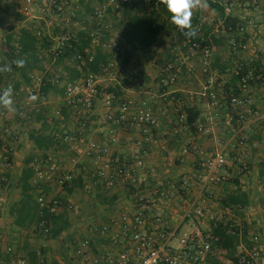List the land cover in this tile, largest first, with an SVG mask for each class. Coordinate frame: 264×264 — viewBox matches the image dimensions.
I'll return each mask as SVG.
<instances>
[{
    "label": "crops",
    "instance_id": "0c3cea01",
    "mask_svg": "<svg viewBox=\"0 0 264 264\" xmlns=\"http://www.w3.org/2000/svg\"><path fill=\"white\" fill-rule=\"evenodd\" d=\"M58 1H61L60 4L64 10L53 7L50 0H0V42L8 33L12 31L18 33L23 27L32 29L41 39L42 37L51 38L65 28L78 30L87 25L90 26L93 20L84 22V19L88 17L87 9L98 8L105 0H79V4H76L75 0H67V5L63 4V0ZM220 1H224L227 6V13L241 18L245 26L244 30L229 35L224 29L217 33L214 25H204L198 31L201 40L197 42L203 41L204 36L210 38L218 34H223V41L220 45L200 47L187 62L191 70L184 68L176 82H169L168 75L164 73L163 68L168 62H176L187 52L185 48H181V36L175 30V24L171 22L170 14L160 0L155 4L153 17L155 22L163 25L158 43L145 52L123 55L113 61L116 65H128L135 70L145 71L141 84H123L121 98L131 101L129 113L131 118H135L142 109H152L159 116L160 125L157 128L147 130L145 124L138 125L129 122L115 124L107 121L108 107L102 96L96 98V108L92 115L80 117L70 108H64L65 119L62 121L55 115V111L64 106V89L61 86H55L45 99L36 96L37 100L31 101L29 100L30 95L18 92V82L21 88H29L33 84V79L29 82L22 80L19 76L13 81H6L7 86L9 84L13 86V100L17 111L9 112L1 108L0 135L2 129L12 123L14 124L13 130L19 136L21 135V139L12 144L9 141L5 143L0 138V178L6 182L3 183L6 186V192L1 196L3 202L8 200L6 203L8 207L2 216L0 215V226L3 231L5 230L4 232L12 230L19 239L25 240L23 248L15 254L16 258H24L28 264L44 262L84 264L82 259L76 256L75 250L86 239L90 240L91 254L96 256L105 255L116 259L121 252L129 248L121 236L119 224L115 225L114 222H119L123 213H131L135 210L138 200L135 195L138 193H129L121 182L105 190L101 181L95 176L103 160L86 154L87 143L95 140L101 144H109L114 157L135 162L132 174L143 184L141 191L145 194H150L158 188L167 189L165 183L167 180L174 181L172 176L178 181L183 176L202 174L212 155L217 150H223L227 155L226 169L233 176L228 182L210 184L207 187L196 182L189 190L176 192L173 202L161 199L160 206L166 209L170 220L168 228L176 230L177 234L180 231L187 233L192 221L188 220L184 224H178V221L174 219L175 214H182L183 210L194 201L208 208L211 215L232 220L241 228L244 225L241 223L246 221L250 230L247 236L248 243L252 244L251 239L257 234L261 236L262 241L256 249L254 243V247L250 249L248 243L242 241L238 252L248 256L253 254L258 263L264 264V223L254 224L256 218L250 216L254 210L264 211V0ZM78 8L82 10L76 17ZM81 18L83 21L79 22ZM202 19H212L215 25L221 24L217 11L208 2L206 8L194 11L193 25L196 27ZM236 36H240L241 41L238 48L235 43ZM206 47L212 49V56L209 66L205 69L202 62ZM180 48L181 51H179ZM39 51L40 57L43 58L42 68H35L31 76L44 80L47 75L52 77L58 73L66 75L63 65L58 64L57 60L48 55V46H40ZM1 57L3 60L6 58L4 55ZM0 62L3 61L0 60ZM65 64L75 66L72 59ZM241 65L252 66L254 71L258 70L260 76L248 84L246 90L242 87V96L247 97L252 103V114L247 116L244 122L238 120L236 123H231L228 120L230 113L228 108H220L211 104V100L202 93L207 86H210L209 90H214L221 95L230 93L233 88L235 70ZM34 83L39 84L36 81ZM101 83L105 87L122 84L116 75L111 74L104 75ZM4 86L6 87V84ZM23 105L26 106L29 114L33 113L34 117H36V108H40L41 119H34L32 125H27L29 123L19 114V108ZM185 106L193 108V112L198 113L195 125L210 127L211 134L199 132L186 122L179 120L177 109L182 108L183 110ZM112 111L116 113L117 107H113ZM25 125L28 127L26 128ZM40 129H44L45 134L54 133L58 137L72 134L77 138L73 142L60 141L54 149L49 151L53 153L63 173L69 172L73 176L82 175L84 189L80 193L59 190L56 182L57 176L53 181L38 182L36 175L33 178L35 183L43 184L39 190H43L44 194L64 195L65 199L72 203L68 210L71 226L64 232L67 233L66 237H63L64 233L58 239H50L42 235L47 240L50 239V242L56 240L64 245L74 244L76 259L69 262L66 261V256H57L58 262L49 258L50 256L45 253L46 248L35 245L38 238H32L33 233H39V231H35V228L19 227L14 223L15 218L10 215L12 205L21 198V189L18 184L28 160L32 157L37 159L44 156V153L36 148L35 143L29 137L32 131ZM113 137L117 138L116 142L111 141ZM242 140H244L243 143H241ZM184 147H187L189 152L185 156V161L181 163L179 152ZM6 153L12 157L10 164L5 162L8 157ZM240 155L248 163L247 173L239 169L237 158ZM74 156L78 157L76 165L71 162ZM138 160L144 161L145 170L139 168ZM173 163L176 165L174 168L176 174L164 176L162 180L161 174H158L162 168L160 166ZM4 164L11 166L7 168ZM233 178L239 179V186L248 194L250 201L239 211L225 208L221 203V199L236 188L235 183L232 182ZM15 181L17 187L14 186ZM167 190L172 191L170 187ZM175 190L173 189L174 192ZM211 223L210 216L206 214L200 219L199 225L204 230H208ZM257 223L260 221L258 220ZM73 224H77L75 228ZM105 226H108L107 230H104ZM148 228L153 229L151 225ZM7 244L3 237V240H0V255L4 258H7ZM205 264L233 263L227 259L225 251L212 248Z\"/></svg>",
    "mask_w": 264,
    "mask_h": 264
},
{
    "label": "built area",
    "instance_id": "2783aa9c",
    "mask_svg": "<svg viewBox=\"0 0 264 264\" xmlns=\"http://www.w3.org/2000/svg\"><path fill=\"white\" fill-rule=\"evenodd\" d=\"M144 2H150V0H144ZM76 4H79V0H75ZM50 4L55 6V0H50ZM63 4L67 5V0H63ZM118 0H107L98 8H95L88 17L89 20H93L92 24V46H102L103 50L119 52L122 49L121 41L123 39L122 34L119 30L112 27V23L109 24L105 21L106 11L109 7H114V10L119 8ZM60 10H64V7L58 5ZM117 12V11H116ZM120 16L122 13L117 12ZM85 20V19H84ZM214 25L217 33L222 31L220 25H215L212 19H202L196 27L199 31L204 25ZM103 28L109 30L111 33L110 38L102 41ZM176 30L181 33L179 28L176 26ZM238 30L243 31L244 28ZM182 34V33H181ZM76 35L70 31H62L57 35L50 38V51L53 59H57L59 56L64 54L66 46L69 44L72 38ZM182 45L181 48H185L187 54L182 55L176 62H168L163 71L168 75L169 82L174 83L177 81L179 75L182 73L184 68L188 71L191 69L187 66V62L190 57L194 56L199 47V42L193 38L188 39L182 34ZM128 49L130 45H126ZM181 48L179 51H181ZM88 61L86 57L78 53L72 59L74 65L82 68L87 65V62L93 60V55L90 53V49H86ZM212 56V49L209 47L204 48L203 53V65L206 69L210 64V58ZM111 67L116 68L115 70L122 77H132L135 81H141V76L145 71L136 72L135 69L127 66H119L111 64L110 67L105 68V74H111ZM236 73H238L236 71ZM117 75V74H116ZM251 74H247L242 78L243 89H247V81ZM104 75L96 73H87L82 78L76 81H69L64 79L62 73H58L51 82L57 86H61L64 89L63 102L64 105L70 108L76 115L85 117L92 115L96 108V98L101 97L104 100L105 105L108 107L107 121H111L115 124L132 123V124H145L147 130L157 128L160 125L159 116L150 108L142 109L138 112L135 118H131L130 107L131 101H120L118 96L112 92L104 91L102 88V81ZM119 78V77H118ZM33 84L29 88H22L28 95H35L45 99V95L40 93V85L42 78L32 76ZM39 84H35L34 82ZM210 86H207L202 95L208 97L211 100V104L220 108L230 105L233 109L238 110L240 121L244 122L246 117L251 115L253 112L251 101L245 96H233L230 93L219 94L214 90H209ZM230 98V99H229ZM113 107H117L116 113L112 111ZM182 108L177 109L178 118L181 122L187 120V114L181 111ZM40 108H36L35 112L39 113ZM20 115L24 119H32L27 111L26 106H20ZM55 115L58 119L64 120L65 115L61 108L55 111ZM228 120L233 121V115L228 114ZM9 131V128H6ZM198 131L207 135L212 133V130L208 126L198 125ZM15 138H19V135L14 130H11ZM60 141L73 142L77 140L75 135H65L57 137ZM111 141L116 142L117 138H111ZM244 140L241 141L243 143ZM189 152L187 147H184L179 152V160L181 163L185 161V156ZM45 155L35 159V175L40 181H53L57 176V184L59 190H63L65 182L70 181L73 178V174L69 172H62L59 164L55 161L54 155L51 151H46ZM86 154L89 156H95L96 159L103 160L101 166L95 172V176L102 183V186L107 190L115 183H123L128 188L137 187L140 183L139 179L136 178L132 171L133 163L127 160L114 157L112 149L109 144H101L98 141L90 140L87 143ZM6 160V159H5ZM241 170L248 169V163L243 156L237 158ZM73 165L78 163V157L74 156L71 159ZM138 166L142 170L145 167L143 160H138ZM227 155L223 150H217L207 163V167L202 174L194 176H183L178 181L167 180L165 185L166 188L155 189L150 194H145L143 191H138L139 197L135 205V210L131 213L125 212L120 216L119 222L115 221V225L119 224L121 230V236L129 248L121 252L116 259L110 258L105 255H92L90 240H83L75 250L76 256L82 259L84 264H205L207 256L212 250V233L211 230H204L199 224L200 219L208 214L211 221H219V217L211 215L208 208L198 203V201L191 202L189 207L183 210V213H176L175 220L178 224H184L188 220H191L190 228L187 233L178 237L177 243L173 242V239L177 236L176 230L168 228L170 220L167 217L166 209L160 206L161 199H165L167 202H173V197L176 192L182 190H189L197 182L200 185L208 186L210 184H219L228 182L233 176L232 173L227 171ZM169 186V187H168ZM173 189H176L175 192ZM171 194V195H170ZM56 194L39 195L37 200L41 208H47L51 213L57 214L62 208L63 202L57 199ZM152 226L153 229H149L148 226ZM108 226H105L104 230H107ZM1 238V235H0ZM261 236L259 234L252 237L251 241L255 245V249L261 244ZM7 258L0 255V264H28V261L24 258H16L13 247L9 246L6 250ZM261 264L257 262L256 257L250 255V260H247L245 256L240 258V264ZM49 264V263H42Z\"/></svg>",
    "mask_w": 264,
    "mask_h": 264
},
{
    "label": "trees",
    "instance_id": "16d2710c",
    "mask_svg": "<svg viewBox=\"0 0 264 264\" xmlns=\"http://www.w3.org/2000/svg\"><path fill=\"white\" fill-rule=\"evenodd\" d=\"M106 1L107 0H105L104 2ZM55 2L56 4L53 7L58 9V5H60L61 1L59 2L58 0H55ZM157 2L158 0H150V2H144V0H118L120 6L117 10H114V7L107 8L105 16L106 23L109 24L111 22L112 27L119 30L123 36V39L121 41L122 49L119 52L103 50L102 46L93 47L91 36L93 27L92 25H87L88 27L86 26L78 30H72L69 28L61 30V32L70 31L76 35L66 46L64 54L56 59L57 63L62 64L66 71L64 79H67L69 81H76L82 78L87 73L109 75L105 74V68L110 67L113 61H116V58H119L123 55H130L134 52H145L148 49L154 47L158 43L159 37L163 30V25L155 22L153 18L155 14L154 8ZM207 2L213 9L217 11L218 16L221 19L220 26L222 30L224 29L225 33L233 35L240 31L238 30L239 28L245 27L239 16L226 12L227 6L225 5L224 1L219 2V0H207ZM87 10L89 11L87 12L89 17L94 9L90 10L89 8ZM116 11H120L122 14L119 16ZM80 13L81 11L79 9L76 12V17ZM88 17L85 18L84 22L92 21L89 20ZM174 28L176 30V25H174ZM102 33V41L110 38L111 36L110 31L106 30L105 28H103ZM178 34L181 36L182 41V34L180 32H178ZM243 35H245V33ZM223 37V34L212 35L210 36V38H208V36H204L203 41L199 42L200 47L211 46L212 44L220 45L223 41ZM193 39L195 41L201 40V38L198 36V33L195 37H193ZM235 39V43L238 48L241 43L240 36H236ZM49 41V37H42L41 39L38 38L37 34L34 33L30 28L23 27L20 28L18 33L12 31L7 34L5 39L0 42V60L3 61L0 62V65L4 63L11 64L12 71L7 73H0V92H2L7 87V80L13 81L15 79H18L19 76L22 80L31 82L32 71L35 68H42L41 62H43V58L40 57L39 47L43 45H45V47L48 46V55L52 57L50 51L51 44ZM125 44L130 45L131 48L128 49L127 47H125ZM86 49H90V53L93 55V60L87 62L86 66L79 68V66L77 65L71 67L65 64L67 61L74 59V57L78 55V53L83 54L86 57L85 59L88 61L89 56H87ZM3 55L6 57L4 60L1 57ZM17 58L26 59L27 62L25 67L17 68L15 64L11 63ZM114 64L116 63L114 62ZM119 66L130 67L123 64ZM115 69L116 68L111 67L112 75L117 74L116 76L119 77L122 84L107 87L102 85V88L104 91L116 94L120 101H126L121 98V90L123 84H141L144 80L145 74H142L141 81L137 82L132 77H122ZM135 71L140 72L138 70ZM236 71L238 73H236ZM247 74H251L250 78H248L247 85L254 82L260 76L258 70L254 71L252 69V66H238L234 73L232 85L233 88L230 94H232L233 96L242 95V78ZM53 77L47 75L43 80V83L40 87V93L42 95L46 96L54 89L55 86H57L51 82V78ZM4 84H6V87L4 86ZM18 84V92L25 93V91L21 90L22 88L20 87V82H18ZM1 86H3L2 89ZM64 108L68 107H66L65 105L63 106V108L61 107L63 113H65ZM226 108H228L230 113L233 115V121H231V123L238 122V120H240L238 110L233 109L230 105L226 106ZM181 111H184L187 114V120L184 122H186L195 130L197 129L198 131V126L195 125L198 118V113L193 112V108L188 106H185ZM29 115L31 117H34L33 113ZM35 115L36 117H34V119H41V113H36ZM65 135L67 134H64L63 136ZM29 137L35 143L36 148L42 153H46V151L54 149L59 144V140L57 138L58 136L54 133L45 134L44 129L32 131ZM6 156L8 157H6L5 162L7 164H10L12 161V157L7 153ZM34 161V157L29 159L27 166L22 172L18 184L21 189V198L19 201L15 202L12 205L10 209V215L15 218L14 223L19 227H26L29 229L35 228V231H39L40 234L46 235V237L50 239H58L71 226L68 216V204L64 195H57V199L63 202L62 208L57 214L51 213L47 208L43 209L40 207L37 198L39 195L44 194V191L39 190V187L43 186V184H38L33 181L35 175ZM0 182L6 183L3 181V179H0ZM232 182H234L236 185L235 190L222 198L221 203L225 208L239 211L240 209L246 207L250 201L248 194L239 186V179L233 178ZM142 188L143 184L140 182L137 187L129 188L128 192L137 193L139 190L141 191ZM83 189L84 181L81 174L73 176L70 181L65 182L63 185V190L69 193L75 190ZM135 197L138 198L139 194L135 195ZM236 224L237 223L232 220L220 218L217 222L212 221L210 230L213 236L212 248L225 251L227 259H230L233 264H240V258L242 256H245L247 260H250V256L238 252V248L242 241H246L248 243L247 236L250 230L246 225L248 224L246 221H243V223H241L244 224L242 228ZM247 245L250 249L254 247L253 243H248ZM34 254H36V252H34Z\"/></svg>",
    "mask_w": 264,
    "mask_h": 264
},
{
    "label": "rangeland",
    "instance_id": "374dc122",
    "mask_svg": "<svg viewBox=\"0 0 264 264\" xmlns=\"http://www.w3.org/2000/svg\"><path fill=\"white\" fill-rule=\"evenodd\" d=\"M80 10H82L81 8H78ZM85 15V14H84ZM85 17V16H84ZM78 20V19H77ZM82 18L79 19L78 21L81 22ZM56 26V25H55ZM26 122H28L29 124L27 125H32L33 122H34V117H32V119H25ZM13 126L14 124L10 123V124H7L3 129H2V132H1V135H0V138L3 142L7 143V141L11 142L12 144H15L17 143L21 138V135L19 136V138H15V135L12 134L11 130H13ZM25 127L27 128L28 126L25 125ZM6 128H9V131H6ZM17 131V130H16ZM176 149V148H175ZM174 149V150H175ZM163 150V149H162ZM6 161V160H5ZM238 162V161H237ZM175 163H173L172 165H161L160 167V173L158 172V174H161V179L165 176H172V173L173 174H176L175 173V169L176 168V165H174ZM177 164V162H176ZM5 165V164H4ZM238 165H239V162H238ZM6 166V165H5ZM11 166V165H10ZM10 166H6L7 168H10ZM169 169V171H167ZM239 169L241 170L240 168V165H239ZM145 170V169H144ZM177 170V169H176ZM243 173H247L249 171V168L246 169V170H241ZM1 177V176H0ZM173 180L174 182L177 181V178L173 177ZM1 179V178H0ZM164 180V178L162 179ZM14 186H16V181L14 182ZM125 186V185H124ZM5 185H3V182L1 183L0 182V215L2 216L4 210H6V208L8 207V204H6L8 202V200L6 202H3V198H2V194L6 192L5 190ZM126 187V186H125ZM126 189L128 190L129 188L126 187ZM77 191L78 193L81 192V190H75ZM16 193V192H15ZM79 200V199H78ZM67 201V204H68V210L70 208V205L72 204L70 201L66 200ZM78 204V203H76ZM219 214H221L220 212H218ZM259 215V217H257ZM255 219V221L253 222L254 224H262L264 223V211L263 212H260V211H253V213L250 215ZM258 218V219H257ZM258 220L260 221V223H257ZM77 224H73V227L75 228ZM83 225V224H82ZM73 228V229H74ZM5 231V230H4ZM2 230V227L0 226V235H1V238L0 240H3V237H4V241L7 242L8 244V247L11 246L13 247L14 251H15V254L23 248V244H24V241L23 239H19L18 236H16L14 233V231L12 230H8L6 232H4ZM185 234V232L183 231H180L177 236L173 239V242L174 243H177L178 241V237H180L181 235ZM67 233H64L63 234V237H66ZM33 236L32 238H38L37 239V243L35 244L36 246L38 247H43V248H46V255L50 256L49 258H52L54 260H56L58 262V259H57V256H63L65 257L66 256V261L69 262V261H73L74 259H76V257H74V250L76 248V246L74 244H71V245H64L62 242L60 241H51L50 242V239H46L45 237L42 236V234L40 233H33ZM6 238V239H5ZM72 264H74L72 262Z\"/></svg>",
    "mask_w": 264,
    "mask_h": 264
},
{
    "label": "clouds",
    "instance_id": "9594fccd",
    "mask_svg": "<svg viewBox=\"0 0 264 264\" xmlns=\"http://www.w3.org/2000/svg\"><path fill=\"white\" fill-rule=\"evenodd\" d=\"M167 11L170 13V19L181 33L188 39L195 37L199 31L192 23L195 10H202L207 7V0H160ZM25 58H17L11 63L17 68H23L26 65ZM11 64L4 63L0 65V73L11 72ZM29 100L36 101L35 95H30ZM0 108H4L9 112H16L17 109L13 100V86L9 84L2 92H0Z\"/></svg>",
    "mask_w": 264,
    "mask_h": 264
}]
</instances>
